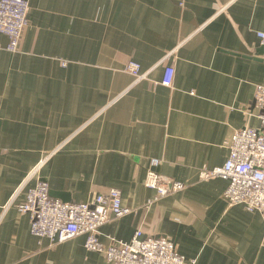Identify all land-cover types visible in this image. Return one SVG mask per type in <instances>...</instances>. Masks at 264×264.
Here are the masks:
<instances>
[{"label":"crops","instance_id":"crops-1","mask_svg":"<svg viewBox=\"0 0 264 264\" xmlns=\"http://www.w3.org/2000/svg\"><path fill=\"white\" fill-rule=\"evenodd\" d=\"M19 52L0 33V264H110L85 248L31 234L9 201L38 166L53 198L92 201L112 189L130 213L100 241L170 239L197 264H264V218L230 207L228 182L200 180L221 167L226 143L258 128L264 86V0H28ZM175 61L171 87L162 84ZM129 62L148 74L137 82ZM154 169L186 189L148 206Z\"/></svg>","mask_w":264,"mask_h":264},{"label":"built area","instance_id":"built-area-1","mask_svg":"<svg viewBox=\"0 0 264 264\" xmlns=\"http://www.w3.org/2000/svg\"><path fill=\"white\" fill-rule=\"evenodd\" d=\"M30 3L28 0H0V33L9 38L7 50L19 52L23 33L28 26ZM264 49V31L258 32ZM264 57V56H263ZM125 72L137 82L146 80L141 65L129 62ZM175 77V61L165 69L162 84L171 87ZM258 110L260 126L244 127L236 131L226 143L229 156L221 167L202 168L200 180L221 178L228 182L223 197L232 207L242 205L249 212H259L264 218V86L257 87L254 103ZM159 160H152L147 170L145 185L156 191L150 206L168 196L186 189V185L159 174L154 167ZM38 165L18 186L9 205L24 194L23 202L17 204L18 211L31 220V234L49 239L53 245L62 244L80 235L86 236L85 248L89 252L102 254L110 264H197L196 258L182 255L168 238L153 236L143 238L137 230L129 241L113 239L109 246L100 241V230L111 221L130 213L123 207L121 192L112 189L89 202L67 203L53 198L47 181L38 179L35 186L30 182L38 176Z\"/></svg>","mask_w":264,"mask_h":264}]
</instances>
